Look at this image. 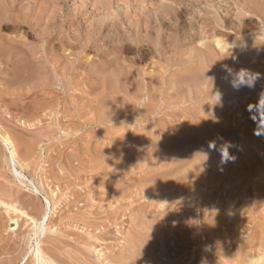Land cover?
<instances>
[{"label":"rangeland","instance_id":"rangeland-1","mask_svg":"<svg viewBox=\"0 0 264 264\" xmlns=\"http://www.w3.org/2000/svg\"><path fill=\"white\" fill-rule=\"evenodd\" d=\"M37 1L0 0L7 13L0 16L5 18L0 20V35L4 41L16 36L25 41L12 48L22 55L37 44L21 21L22 14L38 11ZM81 1L74 0L73 8ZM106 1L114 6L109 11L121 10L119 6L114 10L117 0ZM223 1L216 3L232 2ZM89 8L88 13L96 15L95 7ZM223 30L216 34L223 45L219 70H173L177 66L171 65L165 81L158 55L147 52V47L128 52L121 45L119 51L115 43L102 44L107 47L105 59L121 53L126 61L151 72L154 86L148 84L154 91L161 82L169 85L168 92L156 93L149 104L155 110L150 107L152 112L145 117L136 115L142 107L136 88L124 74L114 75V65L101 67V54L92 47L84 49L85 59L76 56L77 46L67 50L70 60L59 58L61 71H56L61 80L55 79L48 88L57 93H51L57 97L51 103L43 100L45 90L35 87L43 81L39 74L45 70H37V65L46 67L43 58L32 57L37 58L35 64L25 51L23 58L5 62L7 53L0 54V133L15 143L13 162L10 146L0 138V200L17 209L0 203V264L264 263V136L253 134L256 125L246 110L264 94V33L254 26L238 34L237 22ZM239 39L242 46L231 48ZM187 55L186 48L174 61ZM225 65L233 69L232 76L246 68L259 72L261 79L254 89L235 90ZM123 79L128 86L117 83ZM217 92L222 94L220 102ZM219 126L226 135H195L199 128ZM209 141L217 148L231 142L229 151L236 159L221 165L219 151H211L201 176L206 182L198 185L196 170L191 178L183 174L186 167L201 162L199 151H208ZM209 179L217 184L213 193ZM188 202L200 207L191 208ZM21 211L34 217L38 227L32 229Z\"/></svg>","mask_w":264,"mask_h":264},{"label":"bare ground","instance_id":"bare-ground-1","mask_svg":"<svg viewBox=\"0 0 264 264\" xmlns=\"http://www.w3.org/2000/svg\"><path fill=\"white\" fill-rule=\"evenodd\" d=\"M33 1L35 2V0H33ZM39 1H37L36 2L37 5H35V8H36V6L38 7V11L36 12V10H35L34 11L35 13L32 12L29 14V16L27 14H25V15L22 14L23 17H22L21 21H22V23L25 24V26L24 25L23 26L28 30V32H30L32 34L33 38L37 41V44H36L37 47L35 46V49L30 48L29 52L25 50L26 52L30 53L29 54L30 59L27 58V62L30 60L36 64V62L34 60L41 57L44 59L43 63L46 64V65H44L46 67H42L40 65L39 66L37 65V70H45V71L43 73L40 72V74H39V78H43V81L39 80L35 84V87H37V89L39 91L45 90L44 92L42 91L43 95H44L43 100L45 99V101L47 103H51L53 101V99L56 100L55 98H57V97L54 98L53 96H51V93H53V92L50 93V90H48V88L51 85V83H53L55 81V79L61 80L59 73L56 71V70L61 71L60 70L61 68L60 69L57 68V67H60V66H57V62L59 61V58H63V59L66 58L65 60H70L69 54H71V51L67 52V50H69V48L70 49L73 48L74 46H77V48L79 50V52L76 56L77 57L79 56V58L80 57L84 58L83 57V53L85 51L84 49L86 47H89V48L92 47V49L94 48L97 53L101 54V55H98V56H100L99 59L101 60V65H102V66L100 65L101 67L104 66L103 68H106L108 66L110 67L111 65H114V68L111 70L116 71V74H114L115 72H113V74L117 77L120 74L121 75L124 74V77L127 78V80H126V78H125V80L130 82L129 84L131 86H133L134 90L136 88L135 91H137L136 94H137V98L139 99V100L137 99V101H139L137 103L142 106L139 110L136 109L138 111V113H136V115L138 117H143V116L145 117L147 114H150L153 110H155V108H153V105H152V106H150V107H152V111H151L149 104L152 103L153 98L157 96L156 93H158V95L159 94L161 95L164 91L167 90L169 85L161 82L160 86L157 87L158 89H155L158 91L160 89L161 93L158 91H154L155 87L153 88L154 85L150 82L152 80L151 79V75H152L151 72L149 73L148 71H145L147 69H144V68L140 69V68L136 67L134 65L133 61H126V59H124L125 57H123V58L121 57V55H120L121 53H119V54L117 53V54L113 55V56H115V57H113V59H111V58L105 59L106 58L105 57L106 56L105 50L107 49V47L106 48L101 47L102 44L103 45L104 44L110 45L112 43H115V45H113V46L118 48L119 51H120V49H119L120 47H118V46L121 45L128 52L131 51L132 49H137V51L139 52L138 49H144V47H147V49H148L147 52L150 50V54L154 53V54L158 55L159 63L157 65L159 66V70H164L160 73L161 79L164 80V79H166V77H168V74H166V70H170L171 65L177 66V68L173 69V70H193V71L194 70H212V71L213 70L214 71L219 70L218 69L219 62H222V60L220 61V59H221V56H220L221 53L220 52L222 51L223 45L219 41V38H216L217 37L216 34L224 33L223 29H226L227 27H229L231 22H234V23L237 22L238 23V31H237L238 34L242 33L240 31L249 30L251 27H254V26L258 27V29L264 33V0H232L231 3H229L228 0H224L226 4L228 2V4H229L228 6H225L222 3L224 5L223 6L222 4H220L221 2L217 5L216 0H117V1L112 0L113 2L116 1V3L119 4V5H117L114 2V4H116V7H115L116 9H114V10H117L118 6H119V8H121V10L119 9L120 11L117 10L115 12L109 11V10H111L109 8H112L114 6L110 7L111 3L108 4L109 1H106V0H82L79 3V5H78V3H75L78 5V6L75 5L77 8L75 6H74L75 8H73L74 0H44L45 2H43V3H45V4H43L42 6L40 4L38 6ZM119 1H121V2H119ZM40 3H42V2H40ZM32 4H33V2H32ZM90 4L95 7L93 9L92 13L93 12L96 13V15L94 14L95 16H97V18L96 17L94 18L95 20L97 19L96 21L92 20L93 19L92 17L94 15L92 14L93 16H91V14L88 13V11H90V10H88ZM71 5H72L73 9L71 8ZM2 7H0V16L2 15V17H4L3 15H7L6 11H4V10H6V7H4L5 8L4 10L2 9ZM89 9H91V8H89ZM30 10L31 9H28V11H30ZM188 15H190V17H188ZM109 16L112 17V20L110 19L109 22H111V24L108 25V23L105 21L108 20L107 17H109ZM1 19L2 18H0V20ZM4 20H5V18L1 21H4ZM2 25L3 26H9L10 24L4 23ZM17 26H19V25H17ZM234 31H235V29H234ZM0 37H1V35H0ZM16 37H17V39L10 38V37L7 39L4 38L6 41H4L3 38L1 37L2 40L0 41V51H2V52L0 54L3 55L4 52H6L7 54L6 55L4 54V56L8 55L7 57H3L4 60H5V58H8V60L11 61V59L13 57L18 56L21 58L22 56L24 57L26 54H28V53H26L24 55L25 51L23 52V50H22L23 55H22V53H20L21 51L20 52L18 51L19 52V54H18V52H16L15 49H13L15 51V52H13L12 48H13L14 44L25 43V41H22L20 39L18 40V36H16ZM239 40H241V39H239ZM242 42H243V40H242ZM108 47H111V46H108ZM22 48H24V47H22ZM103 48H105V50ZM186 48L188 49L187 57H185L186 56L185 55V56H183L185 58L178 60V61L177 60L174 61L175 57H177V55L182 50H184ZM147 52H145V54ZM35 56L37 58H32ZM107 57H109V56H107ZM180 57H181V55H180ZM4 60L2 62H4ZM23 60H25V59H23ZM5 62H6V60H5ZM61 63H63V60ZM96 65H98V64H96ZM112 67H110V68H112ZM62 69H63V67H62ZM89 70H90V68H89ZM120 70H124V71H120ZM139 70H141V71L143 70V72H141ZM103 71H104V69H103ZM214 71L211 73H214ZM62 72H61V75L63 76L64 74H62ZM206 73H207V71H206ZM153 74H155V73H153ZM58 76H59V78H58ZM181 76H184V75L182 74ZM187 77L189 78V75ZM190 77H192V76H190ZM179 78H180V76H179ZM179 78H178V80H179ZM184 78H186V77H183V79ZM207 78H205V80H207ZM195 79H193V81ZM62 80H63V78H62ZM125 80L123 79L122 81H118V82L116 81V82L119 83V85H122ZM172 80H174L173 77H172ZM126 81H125V83H126ZM14 82L15 81H13V83ZM101 82H102V79H101ZM120 82H122V84H120ZM149 82H150V85L151 84L153 85L152 87L148 84ZM180 82H181V80H180ZM112 83H113V81H112ZM117 83L115 84V86L118 87ZM126 84H128V83H126ZM63 85H65V84H63ZM19 86H21V85H19ZM52 86H54V84ZM125 86H128V85H124V87ZM67 87H68V85H67ZM120 88H121V86H120ZM150 88H152V89H150ZM126 90H127V88H126ZM134 90H133V92L135 94ZM167 92H168V90H167ZM197 92L199 93V91H197ZM53 94H55V92ZM193 94H195V93H193ZM128 95L130 96V94H128ZM184 100H182V101H184ZM137 103H136V105H138ZM65 109H67V107ZM207 111H209V108H207ZM68 112L70 113V111H68ZM68 112H66V113H68ZM197 113H198V111H197ZM200 115H202V113ZM68 116H70V115H68ZM77 116H78V114H77ZM218 122L220 123V121H218ZM206 124H208V123H206ZM221 129H220V126H219V129L218 128H216V129L199 128L198 131L200 133L195 132L196 133L195 135L198 134V136H199V134L205 135L208 133H210V134L212 133L213 136L214 135H219V136L220 135H226V133H227V132H225L226 130L224 128H221ZM183 133L185 135V132H183ZM0 138L5 145L10 146V148H11L10 149V155H11V158L14 162V157H15L14 156L15 155V150H14V144L15 143H13L14 141L5 132L3 134L0 133ZM203 140H204V138H203ZM26 149H28V148H26ZM206 151L207 150L199 151V154H198L199 158L198 159H200L201 162H199V164H196V165L192 164V165L186 167L184 174H183L184 175L183 178H189V177L191 178V174H193L192 172H194V170H196L198 172V173H196L198 176L196 174L195 175H196V178L198 177L196 180L198 182H196V181H194V182H196L198 185H199V182H201L202 184H204L206 182V180L202 179V177H201L202 174H204L203 166H205L207 164V162H206V164L203 163V160H204L203 152H206ZM210 155H211V153L209 154V158H211ZM192 156L193 155L191 154L190 158H192ZM200 165H202V166H200ZM19 174L20 173H16L17 176ZM152 179H153V177H152ZM218 181L219 180H217V182ZM187 184H189V183L187 182ZM208 184L207 185L211 189H213V190L209 189L210 192L212 191V193H213V192L217 191L216 190L217 184H216L215 180L210 181V179H209ZM195 185L192 183V186H195ZM188 186L189 185H187L186 187H188ZM222 186H223V184H222ZM189 188H191V187H189ZM195 188H196V186H195ZM195 188H194V190H198V187L196 189ZM7 191H6V193H7ZM165 194H167V193H165ZM15 196H13V197H15ZM9 198H10V196H9ZM17 198H16V200L18 201L19 198L18 199ZM192 198L193 197L191 196V199ZM195 200H197V198ZM195 200H193V201H195ZM0 203L5 204L6 206H8L10 208H13L14 211L17 210L16 208H14L13 205L8 204V203L6 204L5 201L3 202L0 200ZM12 203H13V201H12ZM188 203L189 204L187 206H189V207L193 206L192 202H188ZM194 204H195L194 205L195 207L199 206L198 205L199 203L196 204L194 202ZM30 207L32 208L30 210H33V208H34L33 204ZM201 207H203V206H201ZM19 210H21V209H19ZM21 213H23L30 220V225H32V229H35V227L37 226V220L34 217L29 216L24 211H21ZM16 222L17 221L14 220L15 225L17 224ZM39 227H40V225H39ZM37 229L38 228H36V230ZM37 251H38V249L36 250V252Z\"/></svg>","mask_w":264,"mask_h":264},{"label":"clouds","instance_id":"clouds-1","mask_svg":"<svg viewBox=\"0 0 264 264\" xmlns=\"http://www.w3.org/2000/svg\"><path fill=\"white\" fill-rule=\"evenodd\" d=\"M231 48L242 46V39L230 44ZM233 60L236 57H232ZM225 71L232 76L233 69L229 68L227 65L224 66ZM261 79V74L259 72H252L246 68H242L239 72H237L232 79L230 80L231 86L235 90H240L242 87H246L248 89H254L256 86V82ZM217 102H220L222 99V94L217 92L215 94ZM246 110L250 114V119L254 122L256 127L253 130V134L257 137L264 136V94H261L255 103H249L247 105ZM234 145L231 142L223 143L219 148H217V144L215 141H209L208 143V151L203 152L204 160L203 163H206L209 159V154L211 151H219L220 153V163L221 165L234 161L236 159L235 155L230 153L229 149ZM202 163V164H203Z\"/></svg>","mask_w":264,"mask_h":264}]
</instances>
